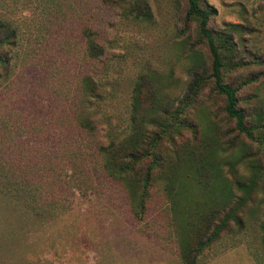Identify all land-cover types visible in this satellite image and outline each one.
<instances>
[{"label": "rangeland", "instance_id": "1", "mask_svg": "<svg viewBox=\"0 0 264 264\" xmlns=\"http://www.w3.org/2000/svg\"><path fill=\"white\" fill-rule=\"evenodd\" d=\"M61 1L63 12L48 4L19 23L11 78L0 79V134L14 124L12 107L46 132L21 128L17 142L3 138L0 147L16 145L11 157L21 164L46 159V146L71 154L57 172L71 194L42 223L0 198V264H184L182 248L191 251L214 207L229 226L197 249V264H251L248 255L264 264V0H206L216 8L207 26L233 37L221 51L222 77L237 89L251 136L225 112L187 0H144L145 19L126 12L135 0ZM83 27L100 54L86 52ZM193 67L202 79L190 88ZM137 84L143 127L160 135L144 205L138 186L107 176L99 151L129 128ZM74 111L92 125L78 127ZM141 163L144 172L152 160Z\"/></svg>", "mask_w": 264, "mask_h": 264}, {"label": "trees", "instance_id": "2", "mask_svg": "<svg viewBox=\"0 0 264 264\" xmlns=\"http://www.w3.org/2000/svg\"><path fill=\"white\" fill-rule=\"evenodd\" d=\"M123 1L125 2V0ZM48 4L59 6V8H55V13L61 10L63 12L61 0H0V79L9 80L11 78L12 51L17 47L22 32L19 23L30 18L31 15L37 14L39 7L41 12H46ZM187 5V16L197 22L199 32L206 40L211 53V76L214 80L215 90L225 97V112L228 117L235 120V127L238 131L251 136L252 128L245 123L244 113L238 107L237 89L225 82L222 77L221 51L233 45V37L225 30L212 31L207 26L210 17L216 13V8L212 4L206 0H187ZM126 12L135 18L150 17V8L144 0L133 1L126 7ZM82 33L86 52L90 56L100 54L103 49L93 38L91 28L83 27ZM190 75L192 77L190 88H193L202 77L196 67L190 70ZM81 81L87 92L94 91L95 83L92 77L83 75ZM140 89L141 85L137 84L135 93L131 97L129 128L120 137L109 139L106 143L99 145V151L102 157L101 165L107 176L122 181L126 189L129 184L138 186L143 190L141 203L144 205L151 180V171L159 163L156 146L160 135L155 132L147 133L143 127L145 119L143 118L144 112L142 111L144 109L141 106ZM10 113V117L14 118V124L7 126L6 134H0V140L5 138L6 141H16L18 138L16 131H20L21 128H25L21 131L28 130L31 133L42 128L38 119L29 115L25 116L23 111H18V108L12 107ZM78 116V112L74 111L73 118L78 127L84 129L92 125L87 117L81 119ZM16 125L17 127L14 128L13 126ZM21 125L23 126L21 127ZM256 126H260V123H257ZM43 131H36L34 135L45 134L46 130ZM148 139L149 141L146 143ZM25 148L27 147L20 148L21 153ZM46 148L47 151L41 153V156L44 155L46 159L38 161L26 159L21 164L11 157L12 154L16 155L19 152L16 145L8 144V146L0 147V152L3 151L4 155L10 156L4 161H0V198L7 202L8 206L14 209L19 208L24 216L31 217L39 223L53 217L59 204L65 199L68 200L67 197L71 194L69 187L61 181L57 173L60 166L67 165L63 164V159L68 160L71 158V154H61L54 146H46ZM146 158L152 160V165L147 166L143 172L141 161ZM130 178L132 179L130 180ZM229 203V200L223 201L219 206L227 207ZM220 213V208L214 207L204 215L203 227L199 229V231L204 230L203 233L194 239L191 251L187 252L182 248L180 255L184 264H197V249L211 243L221 230L228 228L229 220L224 215L220 217Z\"/></svg>", "mask_w": 264, "mask_h": 264}, {"label": "crops", "instance_id": "3", "mask_svg": "<svg viewBox=\"0 0 264 264\" xmlns=\"http://www.w3.org/2000/svg\"><path fill=\"white\" fill-rule=\"evenodd\" d=\"M245 255H248V254H245ZM248 259H249L251 264H254V262L252 261V258L250 257V255H248Z\"/></svg>", "mask_w": 264, "mask_h": 264}]
</instances>
